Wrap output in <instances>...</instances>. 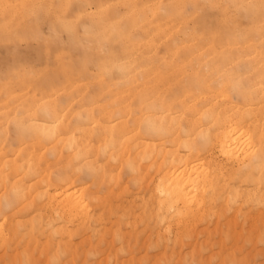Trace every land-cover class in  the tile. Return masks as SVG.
Returning a JSON list of instances; mask_svg holds the SVG:
<instances>
[{
    "label": "bare ground",
    "instance_id": "1",
    "mask_svg": "<svg viewBox=\"0 0 264 264\" xmlns=\"http://www.w3.org/2000/svg\"><path fill=\"white\" fill-rule=\"evenodd\" d=\"M255 16L257 17V13ZM252 18H253V15H252ZM252 18H250L251 21L253 20ZM234 23H235V20L233 24ZM236 23H235V26L237 25ZM233 26H228V27L232 28ZM244 27L245 26H243V28ZM245 28L243 30H245ZM235 29H237V27H235ZM255 29H256L255 32L249 31L248 33H245V34H241L243 32V30H241L242 32H238L240 33V35L238 34L237 36L235 34V36L237 37L236 41L234 40L235 43L231 44L228 42L229 44H227V46L225 47H221V46L218 47L217 45H215L216 40L214 39V37L211 38L214 40H209L206 44L203 45L201 43L203 38L195 37L196 35L195 36L193 35V37H195L196 45H195V48L192 45L193 49L195 50H194L193 55L190 54L191 56H193L191 59L192 65L190 67V72H189V68L186 67V65H185V68H182V73L184 72L190 73L191 81L188 82L189 85H186V87L184 86L185 84L183 85V87H181L180 91L183 94H181L182 96L178 97L177 102H176V105L180 107V110L177 113H173L172 112L173 108L171 110L169 107L166 106L165 100L158 102L159 101L158 98L155 99L154 97L153 99L151 95L150 97L145 95L146 86L143 85L145 83L143 82V84H141L139 80L140 77H138V74H137L138 72L136 73V70H135L139 68H136L134 65H133L134 69L131 68V66L124 68L125 70L122 73L121 77L119 75L120 73L118 74L119 78H121L120 79L121 82L119 83L115 82L116 84H114L112 80H110L112 82L108 81L111 84L112 83L114 84L112 86L109 84L110 87L107 86L109 88L108 91L111 95L110 102L107 100V102L111 103L112 105L111 106L112 109L110 113L111 115H114V116H116V114H122V118L119 119L117 117L119 119L118 122L114 120V122L112 121L108 122L109 124L107 125H102L101 128L104 133L101 130L100 131L101 133L105 135V136L103 135L104 137L102 138V141L99 142L98 144H95V143L91 144L90 141L92 140L85 139L83 143L81 144L80 151H77V153L75 154V157L76 156L79 157V161L77 162L76 166H79L82 163H87L88 165L96 167L99 170L94 181H91L89 183L91 184L94 182L95 188L89 187L88 186L89 184L84 185V186H81L82 185L81 184L79 185V187L81 186L80 188L74 189L72 187L73 189L71 190L69 189L70 187L68 188L67 186H65V188L63 189L55 188L58 186H55L53 188L51 186L52 182L54 180H58L57 177L63 176V175H60L61 173H59V171L63 169V166L61 167V165H59L58 162L43 163L47 161H44L41 159L43 161L42 162L40 159L38 158L36 159L35 156L33 155H30L29 157L25 156V158L27 159L24 158L23 160H20L19 157L24 156L23 155L24 151L22 155L19 154V157L18 156H16L15 158L8 157L5 145L1 144L0 145V177H2L3 179V190H0V196L6 195L9 191L8 186L11 184H16V183H19L27 187L29 189V196L27 200L22 201L17 206H15L12 211L0 217V264H4V262L8 260L9 258H18V257H24V256H30L34 264H49V261H51V264H77L78 261H82V264H86L87 260H86L85 254L89 251V249H92V248H95L99 251V255H100L99 264H102L103 262L105 263L106 261H108L109 256L113 252V251L111 252V250H113L114 248L113 245L116 242L117 237L125 238L122 234L121 227L119 226L121 220L110 222L111 223L110 228H106L104 229V231H102L103 229L102 230L100 229L99 232H96L97 234H94L95 232H93L92 235L93 234L96 235L95 240L94 239L92 240L91 233L90 235L88 234L89 229L86 230L88 233H85L86 232L85 230L83 232L82 229L86 227L87 224H90L91 222L90 220H92L91 217L93 216L92 209L97 208L99 210L111 212L113 207L116 208L117 206L116 205L117 203H115L114 205L113 201H116L117 199L119 200V198L124 197L125 193L130 191L129 182L125 175L126 168L133 169V175L137 178L138 182L141 185V188L143 186L146 187V189L149 190V192H151L150 196L151 197L154 196L153 197L154 204H152L154 205L153 207L149 206L151 205L150 202L149 204L147 200L143 199L142 201L143 208H144L143 213H145V217L143 218L141 222H146L147 219H150L153 216L154 218L156 217L158 221H159V218L162 220H165V225L163 229L165 233L172 230L171 226L175 224L178 230L176 232L177 234L175 233L176 239L174 238L175 240L174 244H176V240H180L185 236L191 237L198 223L203 221L205 218L209 220L210 217L207 218V216L209 215L212 216L213 214L219 220L222 217L225 219L227 217L226 214L231 213L229 211L230 209L232 210L237 209V211H240L242 209V205L246 202L248 203V201H250L251 199L252 200L254 199V201L256 200L259 203H262V206L264 209V189L261 188V186L264 185V181L260 179L259 173L256 172L255 169H253L250 172H247V174L240 173L239 171L241 167V161L247 162V160L244 157V149L248 148L251 144L257 143V137L255 135L250 136L249 139L247 140H244L242 136L239 134L234 136L231 143L233 145H237V144L240 145V151L237 152L235 147H226L222 151V158L220 157L221 160L223 161L222 165L214 162V154L216 153H190L187 147L185 146L187 141L191 140L195 136V134L198 131H200L201 128L205 126L206 121L202 119V117L203 115H205L206 109L218 112L221 118H226V119H230L233 122H237L236 126L239 128L241 133L243 132L259 133L261 129L264 128V23L261 22L257 24ZM232 31L230 32L229 30L228 32H230L232 35ZM206 34L207 33H204V35ZM214 34L215 33H213V36ZM211 36L212 34L210 33L209 37ZM226 42L227 41H225V44ZM133 64L135 63L133 62ZM138 65L143 67V65L141 64H138ZM115 66L113 68H115ZM144 70L148 71V74H149V69L148 70L144 69ZM225 70H228L234 76L241 78V83L245 88V92L243 96H235V95L230 94L229 85L227 84L224 86L223 89L219 88V86L217 85L215 81H216L217 75ZM114 71L115 70H113V73ZM119 71H121V68ZM119 71H117L116 73H118ZM146 71L145 73L147 74ZM143 76L145 77L147 75H143ZM119 78H118V81H119ZM151 80L152 79H150V81ZM1 83L4 84L5 86V83L3 82ZM120 84L123 85V88H121ZM118 85H120L119 88H117ZM1 86L4 87L3 85ZM113 86L116 87V89H112ZM134 88H139L140 91L138 92L136 91V93H133ZM148 90H151V89H148ZM3 91L4 89L2 90V92ZM173 92H176V90L172 91V93ZM1 94L3 98L5 97V95L8 96L7 95L8 93L6 92L0 93V95ZM2 96L0 100L2 99ZM162 99H165V97L164 98L162 97ZM28 100L29 98L27 99V101ZM138 100L141 102V105H139L138 109L133 108V106H135L134 103ZM90 101L92 100L90 99ZM50 102L51 101H48L47 105H44L43 103V105L36 106L35 108L34 107L30 108V110L25 112L24 118L27 117L28 119L32 120L31 126L33 130L32 128L30 130H32L31 134L32 136H34V139H35V135H33V131H35L34 134L36 133V136L38 135V138L40 140H38L37 142L39 141L41 142L43 139L46 138V140L51 139L52 141L54 140L57 144H59V142H61L64 138V137L61 138V136H59L58 133H59V128L62 130L61 125L62 124L64 125L63 121H64L65 116L64 114L62 116L58 115L59 118L60 117L61 118L57 120L58 119L57 118L58 109L56 110L57 107L54 108L53 103L51 105ZM21 104L22 103L20 102V105ZM156 104L159 105L161 109L163 108L162 109L163 112L161 111L162 113H158V112L153 113L149 111V109L154 107ZM39 109H43L44 112L42 113L41 111H39ZM104 111L102 113H104ZM5 113L7 114L8 111L7 112L0 111V116L5 117L6 116ZM41 113L42 114L46 113L45 116H48V118H50L49 116H52L57 119L55 122H52L51 120L49 121L47 119H42L40 117ZM10 114L11 113H9V115ZM134 114L135 116H133ZM69 116H70V112H69ZM108 116H110L109 113H108ZM99 117L101 118L103 116H99ZM104 117H106L104 119H106V122H107V118L109 120V117H107V115ZM132 117L134 119L135 126L133 127L131 126L130 128L127 125H128V120ZM79 122L81 124V121ZM91 122H92V119H91ZM95 125H98V124H95ZM90 128H92V126ZM94 128L96 129V127ZM1 132L3 131L1 130ZM72 142L73 140L71 139L66 140V143L71 146L73 144ZM35 143H32V144L36 145ZM44 148H47V147H43V149L42 148L41 149L45 150ZM28 154H29V151H28ZM70 164H72V162H68L66 166L68 167L70 166ZM66 166L64 168H67ZM237 181H239V183H237ZM242 185L245 188H243ZM136 195L134 194L135 197ZM144 197L145 196H143V198ZM39 199L43 200L42 204H40L42 208H37L35 206L36 203H39V202H36ZM233 200L237 201L236 205L232 204ZM55 201L58 203V206H60L59 209L57 208L56 209H43V207L47 208V205L49 204H50L49 206H51L52 205L51 203ZM262 206L260 207L262 208ZM122 208H123V205H122ZM256 209L258 208L256 207ZM50 210L52 211V213L54 212L56 215H58V217L61 219L60 224H52L47 219L46 213ZM124 211L126 212V209ZM234 211H232V213ZM94 212L95 211L93 210V213ZM234 213L236 214V212ZM123 216L125 217V215ZM229 216L231 217V215ZM238 216L239 215H237V217ZM227 218L225 219L227 220L226 225H230L231 221H228L229 218L228 219ZM212 220L213 219H210V222ZM124 223H126L127 225V221ZM131 223L134 224V222H131ZM146 223L148 224V221ZM160 224L161 222L159 223V226ZM128 225H129L128 227H132L130 224ZM256 225L257 223H255L254 226ZM221 226H225L224 223ZM145 227L146 226H144V228ZM161 227L163 228V224ZM226 228L224 229L226 230ZM159 229L157 230V227L156 229H154V231L157 230L156 234L161 230ZM220 229L222 230V228ZM196 230L198 231V229ZM131 231L132 229L130 230V233ZM213 231H212V234H213ZM123 232L125 233V231ZM205 232L206 234L211 233V232L207 233L206 228H205ZM125 234L127 235V233ZM151 234H152V231H151ZM160 234H161V231H160ZM160 234L158 233L157 237L153 235L156 238L154 237L152 238L156 239V241L159 239H162L161 238L162 235L160 236ZM57 236L59 237L58 239L56 238ZM169 237H165V238H169ZM150 238L149 240L151 241L152 239ZM210 238H212V236ZM243 238L244 237H242V239ZM254 238H257V237H254ZM130 239L128 240L131 241ZM144 240H145V237H144ZM184 240H186V238ZM134 241L135 240H133V243H135ZM150 241L149 243H151ZM126 243L128 244V242ZM142 243H145V242L143 241ZM154 244L156 245V243ZM128 248L129 246L127 247V250ZM146 248H145V252L146 251L148 252L149 249L146 250ZM61 250H63L64 252L63 258L60 256ZM141 250H144V249H141ZM119 252H121V250ZM116 253H118V249L116 250ZM132 257H134V255L128 257V259L130 260ZM157 258H159V256H157ZM115 259H116V256L114 257L113 260ZM128 259L126 258V260ZM133 259L134 258H132V260ZM143 259L145 260V257ZM225 261H227V259ZM233 261H235V259ZM234 263H228V264H234Z\"/></svg>",
    "mask_w": 264,
    "mask_h": 264
},
{
    "label": "rangeland",
    "instance_id": "2",
    "mask_svg": "<svg viewBox=\"0 0 264 264\" xmlns=\"http://www.w3.org/2000/svg\"><path fill=\"white\" fill-rule=\"evenodd\" d=\"M180 6H181L180 0H96V2L91 5L89 11L94 15L95 18H97L100 21V23L97 25V28H101L107 24H118L120 29H121V33L118 37H115V36L112 37V39L109 43V48H108L107 54L100 53V52L96 51L95 46H94L91 49H88V48L81 49L80 52H78L76 55H73L72 53H69V52H56L54 50L45 51L44 46L38 42L39 41V35L38 34L35 36L37 43H35V44L29 43L27 46L20 43V46L18 47V43L21 42L23 39V34L26 31H28L30 28H32L34 22L38 18L39 13L36 10V0H0V83L1 82L5 83V86L2 83L0 84V93H3V92L8 93L7 94L8 96L3 94V95H5L4 98H3L2 94L0 95V98L2 96V99H1L2 101L0 100V111H2V112L8 111L7 114L5 113V115H6L5 117L0 116V118H1L0 119V132H1V130L3 131L0 133V136L2 137V138L0 137V139H1L0 145L1 144L5 145L8 157H13V158H15L16 156L19 157V154L22 155V153L24 151V154H23L24 156L19 157L20 160H23L25 158V156L29 157L30 155H33V156H35L36 159L38 158L40 160L42 159L44 161H47V162H43L41 160L43 163L58 162V164L61 165V167L63 166V169L60 170L59 173H61L60 175H64V173H67V171H69V166L68 167L66 166L68 162H72V164H70V165H72L74 167L77 165V162L79 161V157H77V156L75 157V154L77 153V151H80L81 144L83 143V141L85 139L86 140L87 139L92 140V141H90L91 144H94V143L98 144L99 142L102 141V138L105 136L103 134L104 132H103L101 126L109 124L108 122H110V121L114 122V120H116L118 122L119 119L122 118V114H116V116H114V115H111V113H110L111 109H112V107H111L112 105H111V103H109L111 95L108 91V89H109L108 87H110V85L112 86L116 83L121 82L120 81L121 78H119V75L121 77L122 73L125 70L124 68L130 67V66L133 69H134V66L136 68H139V69H135V70H136V73L138 72L137 74H138V77H140L139 80H140L141 84H143V82L145 83V84H143L144 86H146L145 95H147L149 97L151 95L153 97V99H154V97H155V99L158 98L159 99L158 102L165 100L166 106L169 107L171 110L173 108V111H172L173 113H177L180 110V107L176 105V102H177L178 97L182 96L181 94H183L180 91L181 87H183L184 84H185L184 86L186 87V85H189L188 82L191 81V75L189 72H190V67L192 65L191 59L193 57L191 55H193L194 50H195V49H193L192 45L194 46V48L196 45L195 37L203 38L202 42H201L203 45L206 44L209 40L215 39L216 40L215 45H217L218 47H220V46L225 47L229 43H231V44L235 43V41L237 39L235 34L237 36H238V34L240 35V33H238V32H242L241 30H243L245 27H247V28H245V30H243V32L241 34L248 33L249 31L255 32L256 25L261 23V15H259L260 14L259 12H257V17L255 16L256 13H255V15L253 14V18L251 16V18L253 19L252 20L253 22H252L250 19L249 20L248 19H241L238 16H232L230 14V12H226L221 8V9H218L214 12L204 14V15H202V17H198L196 21H192L188 25H184L182 18L176 15ZM74 14H79L76 7H73L68 12V16L71 17ZM234 20H235V23L237 22L236 26H235V23L233 24ZM218 21H220V22H218ZM229 21L231 22V24ZM258 21H260V22H258ZM255 23H257V24H255ZM233 25L235 27H237V29L238 28L239 29L238 30L235 29V27ZM228 26H233L234 28L233 27L230 28ZM243 26H245V27L243 28ZM43 29H44V26L41 25V30H43ZM227 30L228 31L230 30V32L233 30L232 35ZM204 33H207L206 34L207 36L204 35ZM210 33L212 34L211 37H209ZM213 33H215L214 36H213ZM198 34L199 35L201 34L202 36L201 35L199 36ZM193 35L194 36L196 35V36L193 37ZM205 36H206V38H205ZM213 37H214V39H211ZM229 37L231 40L232 39L233 40L231 41L229 39ZM65 39H66V37H65ZM225 41H227L226 44H225ZM220 42H221V44H220ZM191 51H192V53H191ZM42 59H43V63H41ZM188 59H190V60H188ZM141 60H143V61H141ZM133 62L135 64H133ZM127 64H129V65H127ZM138 64L143 65V67L138 65ZM120 65H121V67H120ZM185 65H186V67L189 68V72L182 73V68H185ZM114 66H115V68H113ZM117 66L119 67V69ZM168 66L170 67V69ZM120 68H121V71H119ZM144 69H147V70L149 69V74H148V71H146ZM113 70H115L114 73H113ZM116 70L119 72L116 73L117 72ZM143 71H144V73H143ZM145 71L147 72V74L145 73ZM156 71H157V73H156ZM112 75L114 78L112 77ZM143 75H147V76L144 77ZM118 78H119V81H118ZM149 78L152 80L150 81ZM107 79H109V80H107ZM155 79H157V80H155ZM21 80H23V81H21ZM110 80H112L114 82V84L113 83L111 84L110 82H112V81H110ZM163 80H164V82H163ZM108 81H110V82H108ZM175 81H177V82H175ZM186 81H187V83H186ZM98 82H99V84H98ZM1 85H3L4 87H2ZM120 85H121V88H123V85L122 84H120ZM120 85H118L117 88H119ZM151 86H152V88H151ZM3 89H4V91L2 92ZM112 89H116V87L113 86ZM134 89H133V93H136V91L137 92L140 91L139 88H134ZM148 89H151L152 91L148 90ZM175 90H176V92L172 93V91H175ZM9 94H10V96H9ZM11 95H12V97H11ZM161 96L163 98L165 97V99H162ZM27 97L29 98L28 101H27V99H28ZM52 99H54V100H52ZM90 99L92 101H90ZM107 100L109 102H107ZM48 101H51L50 102L51 105L53 103L54 108L57 107L56 110L58 109L57 110V118L58 119L55 117H52V116H49L50 118H48V116H45V114L41 113L40 117L42 119H47L49 121L51 120L52 122H55L56 119L59 120L61 118V117L59 118V116H62L63 114L65 116L64 121H63L64 125L63 124H62L63 126L61 125L62 130L59 128L60 134L58 133V135L61 136V138H63V137L64 138L61 142H59V144H57L54 140L52 141L51 139L46 140V138L41 141L42 143L40 141L37 142L40 139L38 138V135L36 136V133L34 134L35 131H33V135H35V139H34V136H32V134H31L32 133L31 131L33 130L32 126L30 127V129L32 128V130H30V131H23L19 127L16 128V126H17L16 121L20 120V118H22V116L24 118L25 112L30 110V108H33V107L35 108L36 106L43 105V103H44V105H47ZM20 102L22 103L21 105H20ZM50 103H49V105H50ZM108 103H109V105H108ZM126 103H127V101H126ZM3 104H4V106H3ZM134 104H135V106H133V108L138 109L139 105H141V102L138 100ZM98 105H99V107H98ZM167 107H165V108H167ZM99 108L103 111L105 110L104 113H102L103 111H101ZM106 109H108L109 111ZM162 109L159 105L156 104L154 107L150 108L149 111L153 112V113H157V112L162 113L163 112ZM69 112H70V116H69ZM9 113H11L12 115L11 114L9 115ZM108 113L110 116H108ZM16 114L17 115L20 114L21 116L20 115L17 116ZM106 115H107V117H109V120L107 118V122H106V119H104V118H106V117H104ZM118 115H120V116H118ZM99 116H103V117H101L102 119ZM133 116H135V114ZM25 118H27V117H25ZM12 119H13V121H12ZM78 119H80V120H78ZM91 119H92V122H91ZM97 119H98V121L102 120L101 121L102 123L100 121L98 122ZM4 121H6V122H4ZM79 121H81V124ZM88 123H90L91 125ZM95 124H98L100 127L98 125H95ZM91 126L93 129L90 128ZM93 126L96 127V129ZM127 126L130 128H131V126L132 127L135 126L133 117L128 120ZM100 130L103 133H101ZM62 131H63V133H62ZM25 133H26V135H25ZM67 139L73 140L72 146L66 143ZM97 140H98V142H97ZM32 143H35L36 145H34ZM37 143H38V145H37ZM43 143H44V145H43ZM42 145H43V147H47V148H44L45 150H42L43 149ZM23 146H24V148H23ZM25 148L27 149V151ZM30 148H31V150H30ZM72 150H73V152H72ZM20 151H21V153H20ZM28 151H29V154H28ZM30 153H32V154H30ZM70 156H71V158H70ZM217 158H218L217 154H214V162L222 165L223 161L221 160V158L220 157L218 159ZM25 159H27V158H25ZM215 160H217V161H215ZM65 166L67 168H64ZM63 170H64V172H63ZM72 181H74L75 183L70 182V183H68L69 185L68 184L65 185L68 188L70 187L69 188L70 190L73 188L74 189L80 188L81 186L87 185L91 182V181H87L84 179H82L81 181H77L75 179V177H73ZM58 184H59V181L54 180L52 182L51 186L53 188L55 186H58L55 188L63 189L61 187L59 188L60 185H58ZM79 185H81V186L79 187ZM242 187H243V185H242ZM243 188H245V187H243ZM261 188L264 189V185H262ZM129 190H130V188H129ZM146 192L151 193V192H149V190L146 189V187L143 186L140 189V193H146ZM131 193L133 196L131 195ZM134 194L136 195L137 193H134L130 190L129 192L124 194V197L119 198V200L117 199L118 201L117 200L113 201L114 205H115V203H117L116 208L113 207V209H112L113 212L112 211L111 212L110 211H103V210H99L97 208L92 209V215L94 217L92 216L91 217L92 220H90L91 222L89 221L90 224H87V226L89 228L86 226L82 229L83 232H84V230L86 231L87 229H89V231H88L89 233L87 231L85 233H88L89 235L91 233L92 240L93 239L95 240L96 235H94V234H97L96 232H99L100 229L101 230L103 229L102 231H104V229L110 228V226H111L110 222H113V221L115 222L117 220L118 221L121 220L120 221L121 225L119 224V226L121 227L122 234L125 237V238H123V241H124V247L123 248L124 249L121 248V246L117 242H115L113 245L114 248H113V250H111V252L113 251L114 253L112 252L113 254L111 253V255H110L111 258L109 256L108 261H106L105 263L103 262L102 264H107V263L108 264L109 263H111V264H141V263L142 264H223V263L226 264L227 263L228 264V263H234V262H235L234 264H264V242H262V239H260V238H262V236H264V221H263L264 220L263 219L264 218V209H263L262 203H259L258 201H256V200L254 201V199L253 200L251 199L250 201H248V203L246 202L242 205V209L240 211H237V209L236 210L230 209L229 211L231 213L228 212L229 214H226L228 218L230 217L229 215H231V217L229 219L226 217L228 219V221H231L230 225H226V222H227V220H225L226 218L224 219L222 217L219 220L215 215H213V214H212V216L209 215V216H207V218L210 217L209 220L205 218L203 221L199 222L198 225L196 226V229H198L199 232L195 229L193 231V235L191 237L185 236L183 238L184 239L186 238V240H184L182 238L180 240H176V244H174L175 243L174 238L176 237V234H177L176 232L178 230V228L175 224H173V226H171L172 230L165 233L163 230L164 225H165V220H162L159 218V221H158L157 218L156 217L154 218V216H153L152 218H150L151 220L147 219L148 224L146 223L147 222L146 219H145L146 222H141L143 220V218L145 217V213H143L144 208H143V202L142 201H143V199L147 200L148 203L149 202L151 203V205H149V206L153 207L154 205H152V204H154L153 203L154 202V198H153L154 196L151 197L150 196L151 194L148 196L147 195L145 196L142 194H140V195L137 194L135 197ZM143 196H145V197L143 198ZM42 201H43L42 199L37 200L36 202H39V203H36L35 206L37 208H42V206L40 205V204H42ZM55 202L51 203L52 204L51 206H49L50 204L47 205V208L43 207V209H56V208L59 209L60 206H58V203L57 202L55 203ZM255 203H257V204H255ZM122 205H123V208H122ZM255 206L258 209H256ZM260 206H262V208ZM125 209H126V212L124 211ZM93 210L95 211L94 213H93ZM214 210H216V209H214ZM257 210H259V211H257ZM232 211L236 212V214L234 212H233L234 213L233 214ZM123 212H124V214H123ZM103 215H104V217H103ZM123 215H125V217ZM237 215H239L240 217L239 216L237 217ZM46 216H47V219L52 224H60L61 223V219L58 217V215H56L54 212L52 213L51 210L46 213ZM119 217H120V219H119ZM122 217H124V218H122ZM241 217H244V218L241 219ZM210 219H213V220L210 222ZM126 221H127V225H126V223H124ZM131 222H134V224H132ZM160 222H161V224L159 226ZM221 223L222 224L224 223L225 226H221L222 225ZM255 223H257L256 226H254ZM128 224H130L132 227H128L129 226ZM162 224H163V228L161 227ZM143 225L146 227L144 228ZM212 225L214 227L215 226L216 227L214 228ZM202 226H204V227H202ZM226 226H227V228H226ZM156 227H157V230L159 228L161 229V230L159 229L161 231V234H160V231L158 233L160 234V236L162 235V237H161L162 239H159L157 241H156V239H154L157 237V234H158V233L156 234L157 230L154 231V229H156ZM173 227H175V228H173ZM223 227L226 228V230ZM251 227L252 228L254 227L255 229L254 228L252 229ZM205 228H206L207 233H210V232L211 233L206 234ZM220 228H222V230ZM125 229L128 231H126ZM131 229H132V231H131L132 234L130 233ZM123 231H125V233H127V235ZM133 231H135V232H133ZM148 231H150V232H148ZM151 231H152V234H151ZM212 231H213V234L215 233L216 235L214 234V236H213ZM223 231H224V233H223ZM239 231H241V232H239ZM93 232H95L93 234L94 236L92 235ZM138 233H139V235H138ZM147 233H149V234H147ZM128 234H129V236H128ZM237 234H239V235H237ZM134 235H136V236H134ZM153 235L156 237H154ZM173 235H174V237H173ZM210 235L212 236L213 239L210 238L211 237ZM163 236H165V237L170 236V237L165 238ZM207 236H208V238H207ZM216 236H218V237H216ZM253 236L257 237V238H254ZM130 237H131V239H130ZM144 237H145V240H144ZM146 237H147V239H146ZM152 237H154V238H152ZM242 237H244L245 240H244V238L242 239ZM149 238L152 240L150 241ZM128 239H130L131 241H129ZM163 239L165 240V242ZM223 239H224V241H223ZM234 239H235V241H234ZM133 240H135L134 241L135 243H133ZM160 240H161V242H160ZM214 240L216 243L214 242ZM230 240H232V241H230ZM141 241L142 242L144 241L145 243H142ZM149 241L152 243V245H151V243H149ZM194 241H196V242H194ZM252 241H254V242H252ZM126 242H128V244ZM153 242L156 243V245ZM196 243H197V245H196ZM131 244H133V245H131ZM142 244H143V246H142ZM127 245L129 246L128 250H127V247H128ZM125 246H127V247H125ZM146 246H147V248H146ZM220 246L221 247L223 246L222 247L223 250L221 249ZM116 248L118 249V253H116V250H117ZM139 248L144 249V250H141ZM145 248H146V250L149 249L148 250L149 253L147 251L145 252ZM163 248L166 250H164ZM132 249H133V251H132ZM120 250H121V252H119ZM124 250H125V252H124ZM162 251H164V252H162ZM232 251H233V253H232ZM125 253H127V254H125ZM128 253H129V255H128ZM153 253H155V254H153ZM161 254H163V255H161ZM231 254H232V256H231ZM114 255L116 256L115 260H113L115 257ZM133 255H134V257H132V258H134V259L133 260H132V258L130 259L133 261L132 262L128 259V257L133 256ZM156 255L159 256V258H157ZM223 255H225V256H223ZM117 256L119 257V259ZM146 256H147V258H146ZM228 256H229V258H228ZM144 257H145V260L143 259ZM215 257H216V259H215ZM126 258L128 260H126ZM226 259L228 262L225 261ZM228 259H230V260H228ZM234 259H235V261H233ZM236 259H238L239 261ZM77 264H82V261H78Z\"/></svg>",
    "mask_w": 264,
    "mask_h": 264
},
{
    "label": "clouds",
    "instance_id": "3",
    "mask_svg": "<svg viewBox=\"0 0 264 264\" xmlns=\"http://www.w3.org/2000/svg\"><path fill=\"white\" fill-rule=\"evenodd\" d=\"M95 2L96 0H36L38 18L32 28L23 34V39L18 43V47L20 43L25 46L29 43H37L35 36L38 34V42L44 46L45 51L54 50L76 55L81 49H91L95 46L96 51L107 54L112 37H118L121 29L118 24H107L97 28L100 21L89 11ZM180 5L176 15L182 18L184 25L221 8L241 19H250L253 14L259 12L261 22L264 23V0H180ZM73 7L77 8L79 14L69 17L68 12ZM41 25L44 26L43 30H41ZM41 63H43V59ZM215 82L220 89H223L226 84L229 85V92L232 95H244L245 88L241 83V78L234 76L228 70L219 73ZM39 111L44 112L43 109H39ZM202 119L206 121L205 126L191 140L187 141L185 146L188 151L190 153H216L218 157L222 158V151L226 147H235L237 152L240 151V145L231 143L234 136L239 134L244 140H247L250 136L255 135L257 143L244 149V157L247 162L241 161L239 171L247 174L255 169L259 173L260 179L264 181V128L259 133H241L236 126L237 122L221 118L218 112L209 109H206ZM16 124L23 131H30L32 120L22 116L20 120L16 121ZM98 171L96 167L87 163L75 167L70 165L69 171L57 179L60 187L64 188L66 184L72 182L73 177L77 181L82 179L94 181ZM125 175L132 192L145 196L150 195L147 192L140 193L141 185L133 175V169L126 168ZM88 186L95 188V183ZM8 189L6 195L0 196V217L12 211L15 206L27 200L29 196V189L19 183L9 185ZM0 190H3L2 177H0ZM232 204L236 205L237 201L233 200ZM261 239L264 242V236ZM116 242L121 248L124 247L122 237H117ZM60 256L63 258V250H61ZM85 257L87 264H99L100 255L97 249H89ZM4 264H34V262L30 256H24L9 258Z\"/></svg>",
    "mask_w": 264,
    "mask_h": 264
}]
</instances>
